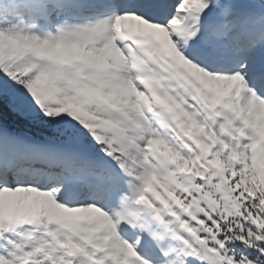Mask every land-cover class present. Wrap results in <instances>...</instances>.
Returning a JSON list of instances; mask_svg holds the SVG:
<instances>
[{"label": "snow or ice", "instance_id": "snow-or-ice-1", "mask_svg": "<svg viewBox=\"0 0 264 264\" xmlns=\"http://www.w3.org/2000/svg\"><path fill=\"white\" fill-rule=\"evenodd\" d=\"M0 264H264V0H0Z\"/></svg>", "mask_w": 264, "mask_h": 264}]
</instances>
